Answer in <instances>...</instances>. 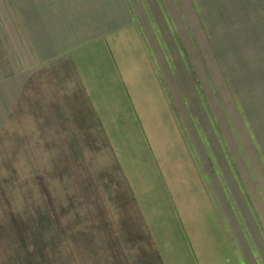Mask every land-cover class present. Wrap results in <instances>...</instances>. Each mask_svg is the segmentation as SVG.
I'll list each match as a JSON object with an SVG mask.
<instances>
[{
  "label": "crops",
  "instance_id": "crops-1",
  "mask_svg": "<svg viewBox=\"0 0 264 264\" xmlns=\"http://www.w3.org/2000/svg\"><path fill=\"white\" fill-rule=\"evenodd\" d=\"M155 28L131 20L97 40L98 62L75 61L61 129L74 207L43 144H9L24 215L2 196L0 221L22 264H259L264 228L254 215L243 238L228 227L162 82Z\"/></svg>",
  "mask_w": 264,
  "mask_h": 264
},
{
  "label": "rangeland",
  "instance_id": "rangeland-1",
  "mask_svg": "<svg viewBox=\"0 0 264 264\" xmlns=\"http://www.w3.org/2000/svg\"><path fill=\"white\" fill-rule=\"evenodd\" d=\"M152 1L0 0V197L24 215L7 152L30 137L70 192L62 130L79 92L75 61L98 62L97 40L148 14L162 82L228 227L243 238L253 215L264 228V0ZM257 253L264 264V248ZM22 262L0 221V264Z\"/></svg>",
  "mask_w": 264,
  "mask_h": 264
}]
</instances>
